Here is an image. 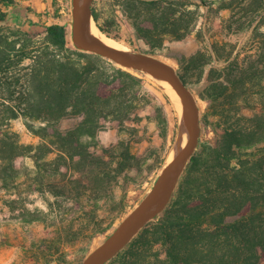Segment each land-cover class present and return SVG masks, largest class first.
I'll list each match as a JSON object with an SVG mask.
<instances>
[{
    "label": "trees",
    "instance_id": "1",
    "mask_svg": "<svg viewBox=\"0 0 264 264\" xmlns=\"http://www.w3.org/2000/svg\"><path fill=\"white\" fill-rule=\"evenodd\" d=\"M119 1L138 38L154 49L146 52L152 56L168 36L183 38L197 25L198 15L189 9V0ZM11 11L17 29L0 25V180L16 178V159L33 150L40 172L56 178L51 191L68 198L84 178L86 190L93 191L106 187L111 174L113 178L136 172L141 158L127 140L121 138L95 154L86 138H95L105 120L124 125L133 119L144 86L139 71L71 47L65 23L34 20L29 15L32 7L20 0H0V24L8 21ZM92 14L100 29L111 35L95 7ZM25 22L43 31L24 29ZM262 56L247 64L232 60L235 68L229 69L227 84H215L213 98L201 93L213 100L226 95L233 115L220 118L225 123L215 127L216 143L200 144L164 210L111 260L139 264L140 248L161 243L166 264L264 262V85L259 88V110L251 115L243 113V104L235 98L245 95L249 80L261 75ZM181 75L187 82L186 72ZM20 115L44 123L33 129L42 138L39 144L21 143L9 130L11 120ZM65 119L75 123L63 127ZM52 150L59 153L56 169L63 160L68 170L81 172L83 178L74 179L72 171V177L69 171L51 172L46 163L42 166L41 158ZM74 163L80 165L78 169L72 167ZM138 242V250L130 254Z\"/></svg>",
    "mask_w": 264,
    "mask_h": 264
},
{
    "label": "rangeland",
    "instance_id": "2",
    "mask_svg": "<svg viewBox=\"0 0 264 264\" xmlns=\"http://www.w3.org/2000/svg\"><path fill=\"white\" fill-rule=\"evenodd\" d=\"M189 1V9L196 10L198 15L196 28L183 38L168 36L155 57L172 63L181 73L186 72L187 83L201 109L198 150L201 143H216L215 127L225 123L220 118L233 115L226 95L218 100L212 99L217 90L214 85L227 84L228 72L235 68L230 65L232 60L237 58L238 62L247 64L264 55V0ZM76 4V0H53V5L47 8V15L50 13L51 18L46 20L65 23L69 45L84 50L73 38ZM24 5L32 7L29 3ZM93 7L99 11L101 22L109 26L112 33L109 36L125 44L131 52H153L146 40L138 38L119 0H95ZM15 20L11 11L8 21L0 25L15 30ZM22 27L43 31L41 26L33 28L28 22ZM176 57L183 58V63H179ZM261 59V67H264V57ZM137 74L143 78L144 86L138 95L139 109L133 119L124 125L105 120L95 138H86L95 154H102L104 148L111 147L121 138L127 140L132 151L141 158L137 171L113 178L114 174H111V182L106 187L93 191L86 190L87 178H84L74 190L73 197L68 198L51 191L50 186L56 178L40 172L32 156L36 150L19 156L15 161L19 175L14 179L0 180V264H81L90 252L121 229L130 213L153 188L177 140L180 116L157 76L145 71ZM263 85L264 68L261 75L249 80L248 92L235 97L243 104V113L251 115L259 110V88ZM201 93L212 98L205 99ZM73 123L75 120L65 119L62 126L68 128ZM43 124L20 115L11 120L9 130L17 134L21 143L37 145L42 138L33 129ZM58 156V151L52 150L41 158L40 163L42 166L46 163L51 172L69 171V177L83 178L81 172L68 170L63 160L61 168L56 169ZM78 166L72 164L75 169ZM31 217L38 219L30 220ZM137 246H140L139 242L130 248L129 253H135ZM140 255L139 264H166L161 243L140 248ZM118 263L113 259L107 264Z\"/></svg>",
    "mask_w": 264,
    "mask_h": 264
},
{
    "label": "water",
    "instance_id": "3",
    "mask_svg": "<svg viewBox=\"0 0 264 264\" xmlns=\"http://www.w3.org/2000/svg\"><path fill=\"white\" fill-rule=\"evenodd\" d=\"M94 1L84 0L81 5L76 4L73 20L74 41L84 50L98 53L105 59L125 68L152 74L160 73L169 77L176 90L192 108L191 114L187 115L191 133L186 148L164 166L153 188L130 213L121 229L90 252L81 264H107L132 241L148 222L164 210L173 196L185 167L196 153L201 133V109L198 99L175 65L146 53H126L86 33L87 20L91 16L94 18L92 14ZM161 200H163L162 205L154 209L155 204Z\"/></svg>",
    "mask_w": 264,
    "mask_h": 264
},
{
    "label": "bare ground",
    "instance_id": "4",
    "mask_svg": "<svg viewBox=\"0 0 264 264\" xmlns=\"http://www.w3.org/2000/svg\"><path fill=\"white\" fill-rule=\"evenodd\" d=\"M77 3L78 5H81L82 3H84V0H77ZM85 30L87 34L100 39L101 41L105 42L110 46L118 48L126 53H132L131 50L125 44L103 32L92 16L87 20L85 25ZM154 75L157 76L156 78L158 79V81L161 83L164 89L170 94L173 102L176 105L177 113L180 116V128H179L178 137L171 153L167 158V162H166L167 165L188 145L191 131H190V123L187 115L191 114L192 108L176 90L172 80L169 77L160 73H156ZM162 203L163 200L155 204L154 209L158 208L160 205H162Z\"/></svg>",
    "mask_w": 264,
    "mask_h": 264
},
{
    "label": "crops",
    "instance_id": "5",
    "mask_svg": "<svg viewBox=\"0 0 264 264\" xmlns=\"http://www.w3.org/2000/svg\"><path fill=\"white\" fill-rule=\"evenodd\" d=\"M23 4L29 3L32 4L33 11L30 12V17L33 18L36 21L45 22V23H53V21H47L46 18L51 15H47V8L51 7L53 5V0H20ZM57 22V21H55Z\"/></svg>",
    "mask_w": 264,
    "mask_h": 264
}]
</instances>
